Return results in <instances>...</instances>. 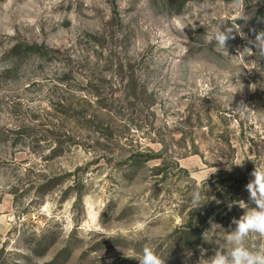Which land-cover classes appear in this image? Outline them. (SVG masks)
<instances>
[{"label": "rangeland", "instance_id": "obj_1", "mask_svg": "<svg viewBox=\"0 0 264 264\" xmlns=\"http://www.w3.org/2000/svg\"><path fill=\"white\" fill-rule=\"evenodd\" d=\"M261 32L264 0H0L6 264H207L264 168Z\"/></svg>", "mask_w": 264, "mask_h": 264}, {"label": "clouds", "instance_id": "obj_2", "mask_svg": "<svg viewBox=\"0 0 264 264\" xmlns=\"http://www.w3.org/2000/svg\"><path fill=\"white\" fill-rule=\"evenodd\" d=\"M232 32L230 28L221 30V26H218L210 39L226 48V42L232 38ZM249 43L253 44L255 49L264 51V32L258 33L255 40ZM249 49L251 48L245 47L242 53ZM243 161L236 165H242ZM216 171L215 169L210 172L207 178ZM251 176L252 179L246 185L249 202L238 200L227 205L229 210L233 205L238 206L243 210V214L238 219L233 217L231 223L235 225L234 229L226 231L221 242L216 244L214 254L206 259L207 264H264V168L255 166ZM204 204L198 196L193 200V209H199ZM205 251L202 249V253ZM190 255L189 253L188 256ZM134 259L139 264H165V258L148 245H145Z\"/></svg>", "mask_w": 264, "mask_h": 264}, {"label": "trees", "instance_id": "obj_3", "mask_svg": "<svg viewBox=\"0 0 264 264\" xmlns=\"http://www.w3.org/2000/svg\"><path fill=\"white\" fill-rule=\"evenodd\" d=\"M188 1H192V0H166L167 5L170 7V10L175 12V13H179L183 10L184 5L188 2ZM47 236L43 235L40 237V239L37 241V248L35 247L33 251H38L37 253H43L45 251L48 250L49 246L51 245L49 242H47ZM50 244V245H49ZM38 249V250H37ZM4 250L2 249L0 251V264H6V261L4 259ZM41 255V254H39Z\"/></svg>", "mask_w": 264, "mask_h": 264}]
</instances>
